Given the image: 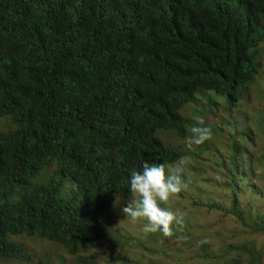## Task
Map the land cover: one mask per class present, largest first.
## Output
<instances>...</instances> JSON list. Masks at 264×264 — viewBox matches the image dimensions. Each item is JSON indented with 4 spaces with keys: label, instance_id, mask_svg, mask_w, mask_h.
I'll list each match as a JSON object with an SVG mask.
<instances>
[{
    "label": "trees",
    "instance_id": "16d2710c",
    "mask_svg": "<svg viewBox=\"0 0 264 264\" xmlns=\"http://www.w3.org/2000/svg\"><path fill=\"white\" fill-rule=\"evenodd\" d=\"M263 21L264 0H0V118L14 126L0 133V258L32 261L10 239L28 234L95 264L86 252L114 237V197L132 196L131 173L184 156L157 132L184 134L181 108L202 88L215 93L210 115L252 100ZM260 105L256 120L264 94ZM233 150L247 165L226 183L231 212L264 233L261 166ZM240 250L260 262L252 246Z\"/></svg>",
    "mask_w": 264,
    "mask_h": 264
},
{
    "label": "rangeland",
    "instance_id": "374dc122",
    "mask_svg": "<svg viewBox=\"0 0 264 264\" xmlns=\"http://www.w3.org/2000/svg\"><path fill=\"white\" fill-rule=\"evenodd\" d=\"M261 53L264 56V48ZM247 92H250L252 100L247 99L245 104H241L234 112V116H239L242 119L247 117L249 121L246 125H237L234 121H237L238 118L229 114L221 104L217 107L218 112L216 113L225 120H232L236 125L237 133L239 135L243 133L244 138H249V135L244 132L252 134L251 140L244 144H247L252 152V157H255L251 158L252 166L253 163L254 168L257 164L261 166L256 174L258 175L257 180L264 187V175L259 176L261 171L264 172V161H259V159H264V127L263 129L257 128L253 122L256 115L255 111L250 110H254L256 106L258 108L261 106L260 103L264 94V60L261 72L251 83ZM209 93L215 95L214 92L210 91ZM202 95L206 97L207 93L203 92ZM197 97L199 104L188 105L184 109L185 114L189 117L192 115L197 117L201 110V115L208 117L205 110L208 109L207 103L210 102V99L203 100L198 95ZM213 120L218 121L219 119L213 116ZM257 122L264 124V116L258 117ZM228 126L232 127V123ZM204 127L211 130L216 128L207 122L203 123ZM12 128L14 126L10 117L2 116L0 118V133ZM193 135L192 132L190 137ZM220 138L229 145L233 137L224 134ZM186 141L173 136L167 138L169 144L190 152L192 148L186 147ZM205 145L209 144L206 143ZM197 148H201V146H195V149ZM189 158L184 159L185 164L179 163L180 165H178L182 167V176L185 177L182 178L181 196L179 193L174 194L167 204L162 205L173 212L182 214L184 222L182 225L176 226L174 230L178 234V239H171L172 236L164 237L160 232L145 233L143 226L146 220L133 222L122 211L123 207L127 206L125 205L126 202L124 201L121 205L118 200L116 208L121 210L117 214L120 222L115 221L110 228V235L115 238L107 237L100 241L97 248L86 252L95 256V264H227L228 259H239L246 264L250 263L252 257L241 253L240 248L242 246H252L256 252H260V262L253 264H264V233L255 234L251 232L255 221L258 219L249 221L253 226H246L236 219L231 212L232 191L230 187H226V183L232 182L234 178L232 156H226V160L222 161L220 156L207 152L202 154L200 159ZM244 166L245 163H243ZM51 169L52 167L48 166L45 171L46 174ZM240 184H245V182L240 181ZM251 194L245 195L244 200L251 197ZM17 195L19 196V193ZM132 199L131 202L133 203ZM258 201L261 202L259 214L264 215V203L261 200ZM209 205H213V207H209ZM218 206H221L222 209H218ZM149 236L154 238L161 236V239H148ZM10 239L25 246L32 254L33 260L25 262L15 258H0V264H36L39 261L45 264H80L77 257L68 255L63 247L39 236L20 234L11 236ZM144 242H146L147 250L144 247Z\"/></svg>",
    "mask_w": 264,
    "mask_h": 264
},
{
    "label": "clouds",
    "instance_id": "9594fccd",
    "mask_svg": "<svg viewBox=\"0 0 264 264\" xmlns=\"http://www.w3.org/2000/svg\"><path fill=\"white\" fill-rule=\"evenodd\" d=\"M263 28H264V21H263ZM263 48H264V41L259 47L261 60L259 63L260 64L259 71L255 75V78L261 72V68L264 60V56H262L261 53L263 51ZM210 91L211 90L202 88V90H199L197 92V95L201 97L203 100L209 98L210 102L212 103L214 99V94L213 93L210 94L209 93ZM203 92L207 93L206 97L202 95ZM221 102H224L220 104L225 107L226 111L229 114H233V117L238 118L237 121H234L237 125L238 124L246 125V123L249 121L247 117L242 119L239 116H234V112L236 111V109L239 108L241 104H245V102L242 103L239 102L231 113L227 110L225 101H221ZM208 103H207V107L209 106ZM191 104L196 105L199 104V102L197 103V100H195L193 102L187 103L186 105H184V107L181 108L182 115L190 119L189 122L187 121L185 123L184 134H182L180 130L177 128H169V127L160 129L157 132L158 136L166 146L182 150L184 152V156L174 163H168L166 165V168L163 163L156 164L148 160H145L142 162V167L140 171H133L131 173L129 191L132 194V196H130L129 198H124L119 195L114 197V211L116 217L113 223L109 226L108 235H110L111 233L110 228L111 226L114 225V222L117 220L120 222L117 214L121 212V210L116 208V203L119 200L118 203L120 202L121 205L124 201L126 202L125 205L127 206L123 207L122 211L125 215L129 216L128 218L132 219L133 222L137 220H146V223L143 226V231L145 233L160 232L164 237L172 236L171 239H175V238L178 239V234L174 230L176 226L183 224L184 221L182 214L179 212H173L169 208L163 207L162 205L167 204L170 200V197L174 194L179 193V196H181L182 178L185 177L182 176V171H183L182 167H179L178 165H180L179 163L185 164L186 161H184V159L186 157H190L189 159L193 157L200 159L202 154L208 152L210 154L213 153L217 156H220L222 161H225L226 156L231 155L234 165L236 164V166L238 165V168H243V169L246 167L247 164L245 162H244L245 163L244 167H243V162L238 161L237 162L238 164L236 163L237 158L234 157L233 146L235 144L237 145V148L245 146L248 149L249 153H252L249 150L247 144H244L245 142L247 143L248 140H251L252 134L250 132H244L249 135V138H242L243 133H241V135L237 133L235 123L230 119H226V120L223 119L219 114L210 115L209 113H207L208 117H204L201 115V110H200L199 116L195 117L194 115H192L191 117H189L185 114L184 109ZM255 114L258 115L259 112H256ZM256 115L255 117H257ZM213 116L218 117L219 120L218 121L213 120ZM255 117L253 121L254 124L257 126V128L260 127L261 129H263L264 125H257L258 122ZM204 122L212 124L216 128L212 130L206 127L203 128ZM225 122H227L228 124L232 123V127H229L228 124H226ZM223 124L224 126L222 127ZM192 132L194 133V135L190 137V134ZM224 134H228L233 137L231 138L229 145L225 144L224 140L220 138ZM168 136H173L175 138L187 140L186 147L188 149L192 148L191 151L189 152L186 149L169 144L167 142ZM206 143H208L209 145H205ZM197 145H200L201 148L195 149V146ZM191 173L192 171L190 172V174ZM238 179L239 181H243L240 177H238ZM131 199L133 200V203L131 202ZM232 201H233V196H232ZM160 237L161 236H159L158 238H154L152 236H149L148 239H161ZM147 243L150 242L147 241ZM144 247L147 250L146 242H144ZM154 262H158V261H154Z\"/></svg>",
    "mask_w": 264,
    "mask_h": 264
}]
</instances>
